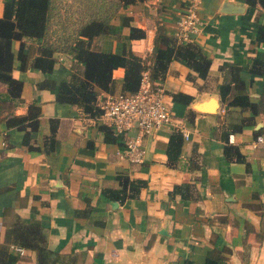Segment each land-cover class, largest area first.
I'll use <instances>...</instances> for the list:
<instances>
[{"label": "crops", "instance_id": "1", "mask_svg": "<svg viewBox=\"0 0 264 264\" xmlns=\"http://www.w3.org/2000/svg\"><path fill=\"white\" fill-rule=\"evenodd\" d=\"M186 1L141 0L120 7L110 31L95 36L92 45L128 50L148 63L157 30L174 35ZM199 15L201 28L190 41L210 60L207 74L201 77L172 59L157 79L171 116L188 131L187 138L178 131L181 146L174 159L167 150L177 131L172 125L142 134L143 161L122 156L121 135L79 106L55 99L58 81L81 65L56 51L50 73L33 67L39 40L28 37L21 68L20 40H13L12 72L22 80L23 101L4 102L6 85L0 82V244L8 242L7 227L20 217L40 224L47 247L70 255L74 264H264V76L250 70L253 59H264V44L255 38L264 6L201 0ZM131 26L144 36L129 38ZM124 71L112 70L111 93L123 91ZM44 79L48 85L39 86ZM223 83L231 86L224 101ZM238 86L255 107L228 103ZM107 93H100V103ZM177 93L190 96L189 102ZM33 100L40 104L31 139L35 149L23 144V130L4 119L24 114ZM52 126L55 140L48 145ZM120 174L145 182L135 196L121 199L112 191L121 187ZM16 247L8 246L17 255L14 264H38L35 250Z\"/></svg>", "mask_w": 264, "mask_h": 264}, {"label": "trees", "instance_id": "2", "mask_svg": "<svg viewBox=\"0 0 264 264\" xmlns=\"http://www.w3.org/2000/svg\"><path fill=\"white\" fill-rule=\"evenodd\" d=\"M88 1V2H87ZM141 0H85L80 8L83 15L72 17L70 11L60 6L57 0H2V14L0 15V82L6 85L4 102L7 100L17 104L23 101L21 96L22 80L13 75L14 52L13 40H20L17 57L20 59L21 68L25 64L23 38L39 40L37 54L32 59L31 65L39 70L50 73L57 57L55 52L67 53L74 63L81 65V70L70 69L68 77L58 81L56 87V101L66 102L79 106L85 113L96 116L101 113L99 95L102 91L111 92L114 79L112 70L118 66L124 67L123 91H134L139 85L142 69L149 70L152 80L163 77L169 62L179 59L187 63L197 74L204 77L207 74L210 60L200 48L186 41L179 43L175 36L157 30L154 37L152 55L149 62L141 56L128 50L121 53L100 50L92 45V40L99 33L110 31V18L120 7L127 6ZM249 6L259 3L264 6V0H246ZM74 8V7H73ZM69 10V9H68ZM144 36V32L137 26H131L129 38ZM255 38L264 44V23L260 24L255 32ZM163 44V45H161ZM251 71L259 72L264 76V59L255 58L250 67ZM55 81H50L52 88ZM48 85L47 79L38 83L39 86ZM229 83H223L219 88L221 100H226L230 90ZM234 87V86H233ZM239 91L234 94L228 103L242 106L255 107L250 101L245 87L238 86ZM176 97L189 102L190 96L177 93ZM40 104L31 101L27 104L24 114L5 115L8 126H15L24 131L23 144L27 148H37L31 143L32 136L37 132L39 125ZM53 123V119H52ZM55 127H51L47 144L54 142ZM181 134L176 131L172 134L167 147L170 159L180 153ZM121 187L112 190L121 199L135 196L142 180L135 181L126 175H118ZM8 242L0 244V264H14L17 255L8 249L15 245L36 251L38 264H74L70 255L60 254L46 245L42 226L38 223L25 221L14 217L8 225ZM207 264H211L208 259Z\"/></svg>", "mask_w": 264, "mask_h": 264}, {"label": "built area", "instance_id": "3", "mask_svg": "<svg viewBox=\"0 0 264 264\" xmlns=\"http://www.w3.org/2000/svg\"><path fill=\"white\" fill-rule=\"evenodd\" d=\"M201 0H187L175 23L174 36L177 42L190 41L199 32L202 18L199 15ZM165 89L159 80H152L149 70L141 71L139 85L134 91L107 93L101 103L102 111L96 119L110 126L123 138L121 155L132 162H141L144 157L142 134L172 125L185 138L187 129L173 119L168 103L164 99ZM132 128L139 133L130 134ZM258 140H262L259 136ZM22 251V247H16Z\"/></svg>", "mask_w": 264, "mask_h": 264}, {"label": "rangeland", "instance_id": "4", "mask_svg": "<svg viewBox=\"0 0 264 264\" xmlns=\"http://www.w3.org/2000/svg\"><path fill=\"white\" fill-rule=\"evenodd\" d=\"M57 1L60 2V6L62 8L70 6L69 8H66L67 10H64V11L65 12L66 11H70V15H72V17H76L77 18L80 13H82V15H83V8H80V7L82 6V3L85 0H57ZM78 9H79L80 13H79Z\"/></svg>", "mask_w": 264, "mask_h": 264}, {"label": "water", "instance_id": "5", "mask_svg": "<svg viewBox=\"0 0 264 264\" xmlns=\"http://www.w3.org/2000/svg\"><path fill=\"white\" fill-rule=\"evenodd\" d=\"M200 109H211V110H213L214 109V105L213 106H210V107H206V106H204V105H202V104H198L197 105Z\"/></svg>", "mask_w": 264, "mask_h": 264}]
</instances>
